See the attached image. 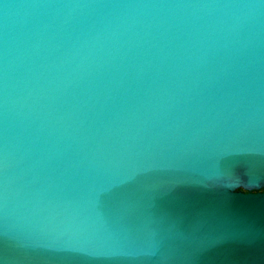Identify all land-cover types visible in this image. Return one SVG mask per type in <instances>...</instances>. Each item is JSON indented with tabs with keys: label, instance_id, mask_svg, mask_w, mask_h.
<instances>
[{
	"label": "water",
	"instance_id": "obj_1",
	"mask_svg": "<svg viewBox=\"0 0 264 264\" xmlns=\"http://www.w3.org/2000/svg\"><path fill=\"white\" fill-rule=\"evenodd\" d=\"M0 85L13 178L0 264H264L256 0H0ZM61 221L126 252L9 230L51 242Z\"/></svg>",
	"mask_w": 264,
	"mask_h": 264
},
{
	"label": "snow or ice",
	"instance_id": "obj_2",
	"mask_svg": "<svg viewBox=\"0 0 264 264\" xmlns=\"http://www.w3.org/2000/svg\"><path fill=\"white\" fill-rule=\"evenodd\" d=\"M256 5L264 7V0H256ZM6 86L0 85V224L8 227L9 205L12 197L13 178L10 175L11 153L9 150L6 126L7 95ZM255 143H249L254 147ZM264 149V144L261 145ZM239 181L237 180L236 183ZM250 186L251 182H250ZM102 191V189H101ZM101 191H96L99 198ZM16 240L24 245L42 246L49 248H73L87 252L90 255H118L124 254L126 250L111 246L107 242L96 241L83 235L87 226L80 222L61 221L51 225L50 231L54 233L51 242H42L31 235H22L14 228L9 229ZM67 237L66 240L62 239ZM154 249H149L153 252Z\"/></svg>",
	"mask_w": 264,
	"mask_h": 264
},
{
	"label": "clouds",
	"instance_id": "obj_3",
	"mask_svg": "<svg viewBox=\"0 0 264 264\" xmlns=\"http://www.w3.org/2000/svg\"><path fill=\"white\" fill-rule=\"evenodd\" d=\"M16 6L15 5H13V4H11V5H9V4H5L4 5V8L5 9H8V8H12V9H14ZM225 7H231V8H251L252 6L251 5H228V6H225Z\"/></svg>",
	"mask_w": 264,
	"mask_h": 264
}]
</instances>
